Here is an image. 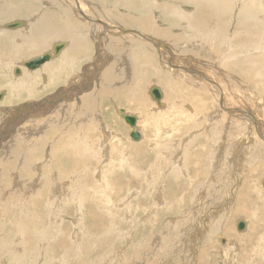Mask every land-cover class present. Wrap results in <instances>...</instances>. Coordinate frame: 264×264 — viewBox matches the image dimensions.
Returning a JSON list of instances; mask_svg holds the SVG:
<instances>
[{"label":"rangeland","instance_id":"obj_1","mask_svg":"<svg viewBox=\"0 0 264 264\" xmlns=\"http://www.w3.org/2000/svg\"><path fill=\"white\" fill-rule=\"evenodd\" d=\"M235 5L238 8L243 7V0H236ZM102 12L104 13L103 10ZM208 12L210 10L206 13ZM210 18L217 19L218 14L213 12ZM223 25L226 27L227 22L224 21ZM164 37L166 39V36ZM109 49L112 50L111 46L103 40L101 50ZM93 62L94 60L83 61L77 68L78 72H83L86 65ZM113 64L116 66L119 61L114 59ZM218 64L223 69L224 64L222 62ZM109 66L111 65L108 63L101 67L98 79L105 71L111 70ZM90 70L94 71L89 68L86 70L87 73ZM223 70L225 71V68ZM10 71L11 69L5 67L6 73ZM4 74L1 68L0 90L7 83L2 77ZM144 75L146 80L142 81L141 85L146 88L149 82L157 83L166 92L165 100L172 96V87H175L180 97H184L183 91L188 89L186 81L177 80V83H173L170 74L160 75L161 79L155 77V80L147 79L152 76L150 73ZM48 77L50 83L45 87L47 91L38 94L39 98L35 99L36 102H43L47 97L54 96L55 92L58 93V86L64 88L78 86L91 90L88 80L83 82L78 79L73 83L70 79L54 80ZM28 82L30 80L24 83ZM256 84L255 88L260 87L261 97L244 91L245 84H242L243 90L238 87L239 84L236 85V82H225L227 88L235 87L237 94L247 99L251 96L254 99V102H250L251 107L255 114H259L264 112V77ZM93 87L95 98L99 96L101 99L105 124L121 137H112L109 131L107 145L110 156L107 161L104 160L105 157L99 159L98 156H84L81 150H75L71 144H56L53 149L60 152V158L57 157L54 160L57 163L54 164L51 163V157L47 158V154L44 156L41 152L35 154L29 161L34 162V166H39L41 169L36 168L34 172H27L24 175L21 173L20 177L18 175L25 188L19 191L18 197L9 196L12 189L6 179L1 182L0 195H4V199L3 201L2 198L0 199V264H264V248L262 253L257 252L260 245L264 246V226L257 223L258 232L249 234L250 239L238 233V227L235 226L239 213H241L239 219H252L246 217L247 211L244 208H254L258 217L264 221V201H259L264 199L262 186L264 152L262 153L263 148L259 143L260 134L241 131V128L236 131L242 132L244 137L237 132L234 138L231 133L230 138L228 137L225 142V152L222 154L225 160L224 173L223 169L221 171L217 167L218 171L220 169L218 173L217 170H213L214 164L217 163H213V159H216L218 154L217 150H214L216 140L212 138V134L224 127L223 119L221 123V121L217 122L220 120L218 117L214 118L217 121L211 119L198 121L197 117L194 118L203 114L205 109H210L208 113L215 112L216 108L213 101L210 102L211 98L199 100L194 92L189 101L197 112L193 115L187 108L180 110L182 106L175 102L168 103V115L171 116H168L164 123L157 121L156 118L151 119V115L156 117V113H153L154 106L150 102L142 104V108L133 107L137 99L131 104L122 94L120 99L117 92L113 93V97L111 96L113 100L109 101L110 99L104 97L105 93L98 81ZM130 91L126 94H130ZM1 92L4 94L3 91ZM28 93V90H25L16 96L13 95L11 106L19 107L31 101L33 98L29 100L25 98ZM78 97L69 98V103H73ZM65 98L64 96L61 99L65 100ZM81 99L83 106L80 116L83 117L88 111V103L94 99ZM3 100L4 98L0 103ZM95 102L96 100L94 104ZM201 102H204L203 106ZM35 105L39 107L34 115L41 116V121L37 123L42 124L50 119L48 124L54 121L59 125L64 124L62 118H52L53 113L48 114L40 107L41 103ZM7 106L8 102L0 106V110H6L9 107ZM117 108H126L140 116L141 141L135 142L129 137L133 128L120 121L115 113ZM65 118L70 120L71 115H66ZM15 120H17V112L16 114L6 111L0 113V136L4 134L5 139L13 136L6 133L13 126L17 129L18 126L14 125ZM13 129V133H16L17 130ZM83 129H89L85 132L89 145H99L100 140L103 141L101 131L94 136L91 134V128ZM17 137L22 136L17 134ZM17 137L8 141L12 142L14 147L19 146L22 151L25 142L16 139ZM223 137L222 135L221 139ZM175 142L181 144L184 153L181 161L178 160L174 164L175 159L180 156H177L173 150L170 152L172 145L169 144ZM235 142L241 152L244 147H254V154L250 158L243 157L239 153L235 156ZM49 143L44 142L41 146L49 147ZM5 144L2 143L3 147ZM67 151L75 156L73 162L68 160ZM247 157L249 159H245ZM33 181L39 186V193L29 195V192L33 191L26 189ZM55 186L60 187V195L52 192ZM158 197L161 202L158 201ZM242 199L245 201L240 203L238 200ZM247 202H255V205H247ZM237 203L240 205L238 206ZM220 239L224 240V243ZM228 239L236 241V249L233 243L226 245ZM3 259L7 261L3 262Z\"/></svg>","mask_w":264,"mask_h":264},{"label":"bare ground","instance_id":"obj_2","mask_svg":"<svg viewBox=\"0 0 264 264\" xmlns=\"http://www.w3.org/2000/svg\"><path fill=\"white\" fill-rule=\"evenodd\" d=\"M235 2L236 0H0V69L2 68L5 73L2 75L3 79L7 81L0 90V93L4 92V100L0 106L7 102L9 106L6 110L1 109L0 113L6 111V113L16 114L17 112V120L14 125L18 126L17 129L13 126L14 129L12 127L6 133L13 136L6 139L3 137L4 134L0 136V146L9 139L14 140L17 134L22 137L16 139L25 142L22 151L19 146L16 145L15 148L9 141L4 145L5 147L1 146L0 185L6 179L5 181L12 189L10 192L8 191L9 196L18 197L19 191L25 189L18 175L20 177L21 173L24 175L27 172H34L36 168L37 170L41 169L39 166H34V162L29 161L39 152L42 156L47 154V158L51 157V163H57L54 160L57 157L60 158V152L53 149L56 144H71L75 150H81V154L84 156H98L99 159L105 157V161L109 159L108 133L111 131L110 135L115 138H120L121 135L105 124L101 99L99 96L96 99L94 93L93 85L95 86L97 81L105 93L104 97L110 99L109 101L113 100V93L117 92L120 99L122 94L131 104L137 99L133 107L142 108V104L150 102L154 106L153 113H156V117L151 115V119L156 118L161 122L171 116L168 115V103L175 102L182 106L179 108L180 110L187 108L193 115L196 112L195 106L189 101L194 92L198 95L199 100L211 98L210 102L213 101L215 112L208 113L210 109H205L203 114L194 118L197 117L198 121H204V119L217 121L214 118L218 117L220 120L217 122L221 121V123L223 119L224 127L219 132L212 134V138L216 140L214 150H217L218 154L216 159H213V163L217 162L213 166L215 171L218 167L221 171L223 169L224 173L225 160L222 154L225 152V142L228 137L230 138L231 133L236 138L237 132H239L236 130L240 128L241 131L247 130L256 133V135L260 134L259 143L263 148V153L264 112L255 114L250 104V102H254V99L251 96L247 99V97L237 94L234 90L235 87L227 88L225 82H236V85L239 84L238 87L242 89V84H245L244 91L254 93L256 97L260 96V87L255 88V85H257L256 82H261L264 77V34H262L264 31V0H258V2L243 0L244 6H239V8ZM208 10L210 12L206 13ZM213 12L218 14L217 19L210 18ZM234 13L237 14L234 15ZM224 21L227 22L226 27L223 25ZM13 22H23V24L9 30L10 28L6 26ZM103 40L108 42L112 50H101ZM57 45H62V48L57 55H54L53 52ZM226 47L227 49H225ZM90 53L92 54L90 55ZM46 54L52 55V59L44 62L37 69L30 70L25 66L26 63ZM85 56L87 57L84 58ZM114 59L119 61L116 66L113 64ZM91 60L94 62L87 64L83 72H78L77 68L83 61ZM110 60L112 61L110 62ZM102 61L104 62L102 63ZM219 62L224 64L222 68H225V71L221 69ZM108 63L111 65L109 66L111 70L105 71L98 79L101 67ZM5 67L11 69V74L5 72ZM17 67L21 70L19 76L14 73ZM89 68L94 71L90 70L87 73L86 70ZM159 71L161 72L159 73ZM148 73L152 76L147 79L155 80V77L161 79L160 75L170 74L173 83H177V80L186 81L188 89L183 91L184 97H180L179 92L175 90V87H172V96L169 98L171 100L168 102L169 99L165 100L164 88L157 83L150 84L149 82L148 86L146 85L144 88L141 82L146 80L144 74ZM48 76L54 80L70 79L73 83L78 79L83 82L88 80L91 90L78 86H65L66 88L58 86V93L55 92L54 96L47 97L43 102H36L35 99L39 98L38 94L47 91L45 87L50 83ZM27 80L30 82L25 84L24 82ZM153 87L159 88L162 95L164 94V98L160 101L161 106H158V102L150 96V90ZM25 90L29 92L25 98L33 99L19 107L11 106V97ZM83 91L85 92L82 93ZM129 91L130 94H126ZM64 96L65 100L61 99ZM76 96L80 97L75 98L73 103H69L68 99ZM81 98L94 99L88 103V111L83 114V117L80 116L83 106ZM95 100L96 105L94 104ZM40 103V107L45 109L48 114L53 113L52 118H62L64 124L59 125L57 121L48 124L50 119L42 124L37 123V121H41V116L34 115L39 107L35 104ZM203 105L204 102H201V106ZM121 110H124L126 115L136 117V126L142 140L140 116L126 108H117L114 112L120 121L127 125L129 124L120 115ZM66 115H71V119L67 120ZM209 126L211 127V125ZM86 127L92 129L91 134L94 136L98 132H102L103 141L100 140L99 145H89L85 136V132L89 129H83ZM12 129L17 132L13 133ZM132 132L133 129L129 133L130 138ZM56 133L58 135H55ZM222 135L224 137L221 139ZM47 141L50 142L49 147L45 145L42 147L41 144ZM231 142L233 143V141ZM235 143V156L239 153L243 157L249 156L250 158L254 154V147H244L241 152L237 142ZM169 145H172L170 149L168 148L170 152L173 150L177 156H180L175 159L174 164L178 160L181 161L184 153L181 144L175 142ZM67 157L72 162L76 159L70 151H67ZM180 165L181 163H179ZM219 171L216 172L219 173ZM10 172L11 174H9ZM8 178L10 180L7 181ZM53 189V193L57 192L60 195V187L55 186ZM26 190L33 191L29 192V195H33L39 193V186L33 181ZM66 193L70 195L69 192ZM0 199L3 201L4 195H0ZM158 199L161 202L159 197ZM245 200L238 201L241 203ZM259 201L263 202L264 199H259ZM240 203L237 205L239 206ZM247 203V205H255V202ZM244 210L247 211L246 217L252 219H239V214H241L239 213L235 226L238 227V233L249 238V234L258 232L257 223L264 226V221L258 217L254 208H244ZM222 242L224 243V240ZM231 243L236 249V241L232 239H228L226 245ZM259 247L258 254L263 252L264 246L260 245ZM252 251L257 253L254 249ZM2 261L7 260L3 259Z\"/></svg>","mask_w":264,"mask_h":264},{"label":"water","instance_id":"obj_3","mask_svg":"<svg viewBox=\"0 0 264 264\" xmlns=\"http://www.w3.org/2000/svg\"><path fill=\"white\" fill-rule=\"evenodd\" d=\"M23 22H13V23H10L9 25H7L6 27L7 28H16V27H19V26H22ZM62 48V45H57L54 49V55H57L59 53V51L61 50ZM52 59V55L50 54H46L44 56H42L41 58L39 59H35L29 63H26L25 66L30 69V70H34V69H37L41 64H43L44 62L46 61H49ZM15 75L19 76L21 75V70L20 68H15V71H14ZM3 93H0V99L3 98ZM150 96L153 98V100H155L156 102H158V106H161V99H162V93L161 91L159 90V88L157 87H153L151 88L150 90ZM120 115L121 117H123L126 122L133 128V132L131 133V139L135 142H139L141 140V136L140 134L138 133V128L136 126V117L135 116H129V115H126L124 110H121L120 111ZM263 186H264V181H263Z\"/></svg>","mask_w":264,"mask_h":264}]
</instances>
